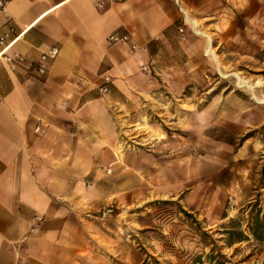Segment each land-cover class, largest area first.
Listing matches in <instances>:
<instances>
[{
    "label": "crops",
    "instance_id": "0c3cea01",
    "mask_svg": "<svg viewBox=\"0 0 264 264\" xmlns=\"http://www.w3.org/2000/svg\"><path fill=\"white\" fill-rule=\"evenodd\" d=\"M191 1L216 0H6L0 33L19 35L10 52L23 62H0V264H116L133 194L177 179L161 127L146 144L123 130L154 114L141 69Z\"/></svg>",
    "mask_w": 264,
    "mask_h": 264
},
{
    "label": "rangeland",
    "instance_id": "374dc122",
    "mask_svg": "<svg viewBox=\"0 0 264 264\" xmlns=\"http://www.w3.org/2000/svg\"><path fill=\"white\" fill-rule=\"evenodd\" d=\"M189 3L216 59L183 18L141 69L156 85L146 109H156L146 112L147 125L125 126L123 135L146 144L148 125L161 127L176 147L167 159L178 175L133 194L113 260L264 264V0ZM208 14L214 18H202Z\"/></svg>",
    "mask_w": 264,
    "mask_h": 264
},
{
    "label": "built area",
    "instance_id": "2783aa9c",
    "mask_svg": "<svg viewBox=\"0 0 264 264\" xmlns=\"http://www.w3.org/2000/svg\"><path fill=\"white\" fill-rule=\"evenodd\" d=\"M113 2H125L127 0H112ZM6 5V0H0V9L3 10ZM19 39V35H15V30L10 29L8 31H4L0 33V62H4L8 65H12L14 62H23V58L19 55L11 53V49L14 47L15 43ZM109 41L112 43H128L129 38L128 36H119V35H112L109 38ZM137 46L135 44L132 45V49H136ZM59 55L58 48H52L46 54L41 56L42 62H48L55 60ZM142 70H146L145 67ZM39 74H44L45 69L41 67L39 69ZM111 82L110 78H105V85L101 88V91L104 93L108 92L107 85Z\"/></svg>",
    "mask_w": 264,
    "mask_h": 264
},
{
    "label": "bare ground",
    "instance_id": "6f19581e",
    "mask_svg": "<svg viewBox=\"0 0 264 264\" xmlns=\"http://www.w3.org/2000/svg\"><path fill=\"white\" fill-rule=\"evenodd\" d=\"M178 1L180 2V0H178ZM181 11L183 13V16H184L186 24H188L191 27V29L194 31L195 35L205 39L206 54L208 56H211L214 59H216V56H215V53H214V47H213V40H212V37L210 36V34L204 32L203 30L200 29L199 22L191 16L189 10L182 8ZM236 77L238 78V85L240 87L250 88L248 83L245 80H242L239 77V75L236 74ZM161 136L163 138H166V134L165 133H163Z\"/></svg>",
    "mask_w": 264,
    "mask_h": 264
}]
</instances>
